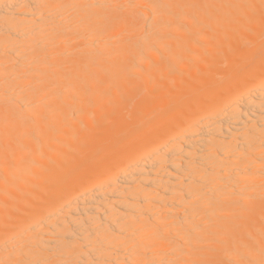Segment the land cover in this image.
<instances>
[{
    "label": "bare ground",
    "instance_id": "6f19581e",
    "mask_svg": "<svg viewBox=\"0 0 264 264\" xmlns=\"http://www.w3.org/2000/svg\"><path fill=\"white\" fill-rule=\"evenodd\" d=\"M0 264H264V0H0Z\"/></svg>",
    "mask_w": 264,
    "mask_h": 264
}]
</instances>
